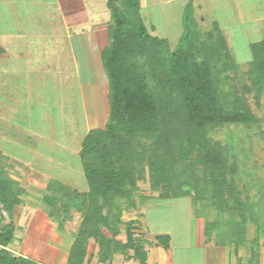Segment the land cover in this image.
<instances>
[{"label": "trees", "instance_id": "obj_1", "mask_svg": "<svg viewBox=\"0 0 264 264\" xmlns=\"http://www.w3.org/2000/svg\"><path fill=\"white\" fill-rule=\"evenodd\" d=\"M141 1L108 0L109 42L101 59L109 84V118L104 128L88 131L80 150L89 189L50 179L42 197L60 228L72 219L74 209L81 213L67 262L85 264L93 239L100 263L133 250V256L147 264L150 241L137 236L138 220L122 217L125 208L136 205L138 182L148 180L159 197H190L197 215L198 203L216 208L218 218L205 223L206 241L234 245L237 253L249 243L247 264H255L264 237V180L257 201H252L236 180L239 169L228 147L210 135L225 125L252 128L261 123L246 94L225 80L229 72H239L242 63L217 21L211 30L199 28L190 10L192 1L174 48L168 38L150 33ZM251 49L245 72L250 83L243 87L254 93L258 104L264 95V38ZM25 167L24 161L0 149V214L3 210L12 218L23 202L26 189L11 171ZM249 223L256 225L250 241ZM123 224L126 241L119 238ZM14 225H0V264H43L10 249ZM170 240L169 234H157L154 244L168 249ZM238 264H244L241 256Z\"/></svg>", "mask_w": 264, "mask_h": 264}, {"label": "rangeland", "instance_id": "obj_2", "mask_svg": "<svg viewBox=\"0 0 264 264\" xmlns=\"http://www.w3.org/2000/svg\"><path fill=\"white\" fill-rule=\"evenodd\" d=\"M190 1L200 29L211 30L214 21L223 29L233 56L242 63L240 71L229 72L225 80L246 94L252 110L261 117L259 126L225 125L210 132L228 147L231 162L239 169L238 184L256 202L264 180V95L257 104L254 93L243 86L250 83L245 72L246 62L253 57L251 44L264 38V0H142L141 13L150 33L168 38L174 48L183 33V15ZM16 2L17 6H0V51L7 53L0 55V149L26 164L18 173L26 192L12 218L1 210L0 225L15 224L9 247L16 254L43 264H66L81 213L74 209L72 219L60 228L42 197L50 179L89 189L80 150L88 131L104 128L109 118V84L101 49L109 42L110 10L107 0H98L95 8L105 11L98 18L106 22L75 25L63 20L56 0H31L29 6L25 0ZM92 27L98 29V39L86 37L90 50L74 51L71 36ZM138 185L136 205L125 208L122 219L138 220L145 215V222L138 220L136 233L139 238H150V244L155 242L149 235L152 231L170 234L172 264H207L205 223L218 218L217 209L198 203L201 215H197L190 197H159L148 180ZM121 228L119 238L125 239V225ZM255 235L256 225L249 223L247 240ZM259 242L260 257L255 264H264V237ZM227 247L233 264H238L239 256L247 264L249 243L238 253L234 245ZM96 248L91 239L89 264H96Z\"/></svg>", "mask_w": 264, "mask_h": 264}, {"label": "crops", "instance_id": "obj_3", "mask_svg": "<svg viewBox=\"0 0 264 264\" xmlns=\"http://www.w3.org/2000/svg\"><path fill=\"white\" fill-rule=\"evenodd\" d=\"M16 1L17 0H0V6L9 7L12 4L14 6H17L15 5L17 3ZM25 1H26L25 5L29 6V4L31 3V0H25ZM56 1H57L56 5L59 8V14L63 18V20L67 23L78 25V24H83L86 22H92L93 24H100L102 22H106V19L98 18L99 13H105V11L100 12V10H97L95 8L97 7L96 1L98 0H56ZM107 6H108V3H107ZM91 19L93 20L90 21ZM96 32H98V29L92 27L90 29H83L78 34H74L73 36H71L73 40L74 51H76L77 48L79 49L83 47V49H85V51L88 52V50H90V47L92 45L89 46V48L87 49L86 44L88 43H86L84 40L86 39V37H88L89 40L98 39V36L95 34ZM79 39H81V43ZM104 46L102 47L101 50H103ZM6 54L7 53L5 52V49H2L0 51L1 56H6ZM101 54H102V51H101ZM101 63H102V59H101ZM100 68L102 67L100 66ZM11 174L15 179L21 181L20 179L21 177L18 173L11 172ZM144 216L145 215H143L142 217L143 222H145ZM130 219H136V218H129V220ZM137 219L139 221L142 220L141 218H137ZM138 231H141V230H138ZM146 231L149 233L148 230ZM157 234H162V233L157 232V231H152L151 233H149V235H152L154 239ZM120 239L122 241H126V233H125V239L123 238H120ZM146 239L151 241V239L148 237ZM205 244L206 246H208L207 264H233L234 263L233 260L231 259L230 251L227 250L228 247L219 246V245L211 244L207 242ZM145 248L147 250V264H172L173 260H172L171 240H170V247L168 249H165L164 247L160 245L150 244V243H147ZM68 255L66 256V264H68L67 262ZM133 255H134L133 250H130L126 255L125 254H115L114 257L110 261H108L107 263H100V264H137V263L141 264V262L138 259H136ZM91 258H92V252L91 253L89 252V255L87 257V261L85 262V264H89ZM97 260L98 259L95 256L93 262L97 264Z\"/></svg>", "mask_w": 264, "mask_h": 264}]
</instances>
